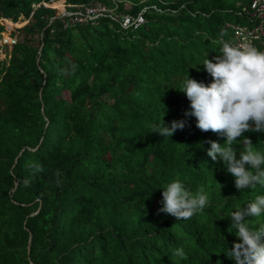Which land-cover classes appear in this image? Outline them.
Here are the masks:
<instances>
[{
    "label": "trees",
    "instance_id": "16d2710c",
    "mask_svg": "<svg viewBox=\"0 0 264 264\" xmlns=\"http://www.w3.org/2000/svg\"><path fill=\"white\" fill-rule=\"evenodd\" d=\"M62 1L67 12L101 3L144 22L70 25L53 6ZM252 2L0 0V38L3 20L27 21L0 59V264H234L227 216L264 186L236 190L207 155V141L224 138L185 116L190 102L176 89L187 75L211 82L201 64L223 41L236 44L226 24L253 26ZM162 116L185 128L169 139L150 133ZM244 137L264 153V133ZM173 180L203 190L209 205L189 220L158 213ZM179 247L187 260L172 255Z\"/></svg>",
    "mask_w": 264,
    "mask_h": 264
},
{
    "label": "clouds",
    "instance_id": "9594fccd",
    "mask_svg": "<svg viewBox=\"0 0 264 264\" xmlns=\"http://www.w3.org/2000/svg\"><path fill=\"white\" fill-rule=\"evenodd\" d=\"M13 46L4 45L2 49ZM260 49L264 50V47L258 45L256 48L247 39L239 44L223 41L219 54L211 60L205 58L201 64L211 76V82H197L187 75L176 89L190 102V111L185 112V116L195 117L196 127L201 132L216 133L224 138L223 144L207 141L210 145L207 155L213 162H222L239 192L264 186V153L256 150L252 141L244 137L246 132L264 133V51ZM8 57L9 54L4 59ZM185 125V120H174L168 126L162 116L161 123L150 126V133L169 139ZM241 137L243 139H238ZM237 144L239 150L234 147ZM161 203L158 213L180 221L202 212L210 201L203 190L193 193L181 181L173 180L163 189ZM261 215H264V195L256 196L227 216L231 218L230 226L235 229L230 233L237 240L224 254L234 264H264V224L253 229L248 223V218ZM172 255L188 259L182 247L175 248Z\"/></svg>",
    "mask_w": 264,
    "mask_h": 264
},
{
    "label": "built area",
    "instance_id": "2783aa9c",
    "mask_svg": "<svg viewBox=\"0 0 264 264\" xmlns=\"http://www.w3.org/2000/svg\"><path fill=\"white\" fill-rule=\"evenodd\" d=\"M44 6L50 7L49 3H43ZM37 7V6H36ZM82 9L77 10L76 12H65L64 14L70 17V25L76 23H88L89 21L96 20L101 16H110L115 20H119L125 28L132 26H139L144 22V18L140 15L138 18H133L132 16H122L115 12L113 9H109L101 3L94 4L92 6H83ZM246 13L250 16L255 23L252 27L240 26V25H231L227 24V28H232L236 35V44L241 43L243 40L247 39L251 42L256 48L258 45L264 47V0H253L252 6L249 11L247 8L244 9ZM3 22H8L3 20ZM67 23V24H69ZM18 42L17 35H8L7 37L0 40V48L4 45L12 47Z\"/></svg>",
    "mask_w": 264,
    "mask_h": 264
},
{
    "label": "rangeland",
    "instance_id": "374dc122",
    "mask_svg": "<svg viewBox=\"0 0 264 264\" xmlns=\"http://www.w3.org/2000/svg\"><path fill=\"white\" fill-rule=\"evenodd\" d=\"M239 1H247V0H239ZM61 2V1H59ZM63 4L62 6H59L58 5V2H56L55 4H53L54 8L57 9L58 11V15H63L66 11H67V3L65 1H62ZM228 6H232L230 3H228ZM240 25H243V26H251L252 25V22L248 21V20H245V19H240ZM27 23V21H24V22H20V23H11V22H4V25L6 27H4L6 30L5 32L3 33L2 35V38H5L7 37L8 35H14L16 34V30L22 26H24L25 24ZM235 23V20L232 21V24ZM255 22H253V25H254ZM18 33V32H17ZM11 50V48H8V52H6V50L4 49H1L0 48V59H4L8 54H9V51ZM261 50V49H260Z\"/></svg>",
    "mask_w": 264,
    "mask_h": 264
}]
</instances>
